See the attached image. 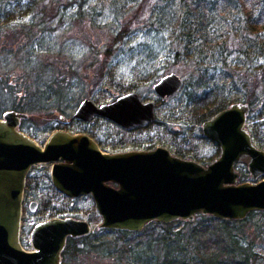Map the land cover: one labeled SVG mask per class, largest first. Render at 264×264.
<instances>
[{"label":"rangeland","instance_id":"rangeland-1","mask_svg":"<svg viewBox=\"0 0 264 264\" xmlns=\"http://www.w3.org/2000/svg\"><path fill=\"white\" fill-rule=\"evenodd\" d=\"M28 1L0 0V117L13 106L24 108L22 112L28 116L20 120L19 129L39 145L45 143L55 127L88 134L108 153L163 146L203 165L217 158L218 145L202 135V121L192 115L191 100L196 93L192 83L197 77L194 70L199 64L207 67L208 73L215 74L238 62L234 79L238 81V76L247 74L252 81L256 74L254 70L264 69V55H255L258 46L254 42L264 38V0H246L252 7V16L256 21L261 20L257 27L259 31L243 33L247 35L243 41L231 33L224 34L223 26L217 33L219 49L223 47L225 51L223 55L220 57V53L208 51L200 56L194 54L191 60L174 59L176 42L172 36L176 20L185 15L187 3L193 0ZM231 5L237 6L238 1L231 0ZM217 15L221 21V14ZM119 29L130 33L116 40ZM238 60L245 62V71ZM247 68L252 69L253 74ZM171 72L179 75L183 84L173 94L160 98L153 85ZM222 77L214 81L211 78V81L223 80L224 83L229 80ZM242 87L226 86L229 100L239 98L235 101H244ZM128 91L139 93L143 101L155 102L154 121L141 129L123 130L107 119L80 121L72 116L83 98H91L98 105ZM256 91L257 102L247 114L245 125L255 143L264 149V86H259ZM60 115L65 118L63 122L59 120ZM235 168L239 173L237 182L250 180L247 158L240 159ZM50 169L49 162L35 163L25 178L21 246L33 250L30 231L36 223L54 217H73L88 221L91 232L78 241L77 249L74 245L67 249L66 255L61 256V264H126L129 260L137 264L133 251L131 258L129 254L125 257L119 253L106 254L102 252L103 247L89 249L92 239L99 238L106 241L104 245L110 250L109 244L112 245L116 234L98 227L101 216L90 194L70 197L58 191L52 184ZM263 177L261 175L255 181ZM33 200L36 208L31 211L29 204ZM179 220L181 223L173 230L187 221ZM195 220H200L204 227L203 233H198V240L190 246L193 252L200 248L204 253L200 237L218 240L221 247L228 244L219 218L199 212L194 215ZM241 220L242 223L232 228L238 242L249 246L252 264H264V210H252ZM158 225L145 224L140 233L129 234L124 242H117L118 247L138 244V252L142 253L149 240L157 239L153 247L158 259H162L164 254L158 247L164 232ZM170 251L168 260L176 256V251Z\"/></svg>","mask_w":264,"mask_h":264},{"label":"water","instance_id":"water-1","mask_svg":"<svg viewBox=\"0 0 264 264\" xmlns=\"http://www.w3.org/2000/svg\"><path fill=\"white\" fill-rule=\"evenodd\" d=\"M174 72L153 85L167 97L181 88ZM155 102L128 91L95 104L83 98L73 117L90 121L101 116L132 129L155 119ZM248 103L233 102L202 122V135L219 147V155L203 165L163 146L149 150L103 152L85 133L54 130L43 145L19 129L27 113L8 109L0 117V264H61L68 237L91 232L84 219L54 217L36 223L30 231L33 250L20 243L25 178L31 165L52 162L50 177L63 194H90L101 216L98 227L139 231L152 222L192 221L197 213L220 220H241L252 210H264V149L246 127ZM61 122L65 120L60 115ZM247 158L249 181L237 182L235 165ZM113 184H116L115 187ZM36 201L29 209L34 211Z\"/></svg>","mask_w":264,"mask_h":264},{"label":"trees","instance_id":"trees-1","mask_svg":"<svg viewBox=\"0 0 264 264\" xmlns=\"http://www.w3.org/2000/svg\"><path fill=\"white\" fill-rule=\"evenodd\" d=\"M34 1L35 0H29L28 2L34 3ZM236 1H238L237 6H232L231 0H193L187 3L184 10L185 15L181 19L176 20V25H174L175 33L172 36V40L176 42L174 59L191 60L190 58H192L194 54L200 56L202 52L208 53V51H210L211 54L212 52H218L221 57L225 51L223 47L219 49V34L217 33L219 32V28L223 26L224 34L231 33L237 39L243 41L247 36L245 35L247 32L259 31L257 27L261 20L257 19L258 21H256L255 17L252 16L254 13L251 5H248L249 3H247L246 0ZM219 13L221 14V21L217 15ZM170 18H172L173 21V17L170 16ZM168 21L170 23L169 19ZM221 32H223V30H221ZM129 33L128 30L125 32L123 29H119L117 31L116 40L124 38ZM254 42L258 46L255 55H264V38L261 40H254ZM206 46L209 49H207ZM238 61L240 65L243 66L242 71H245V62L241 60ZM195 62H197V60ZM236 64H238V62L231 63L230 65H227V67L219 70V73L215 74L208 73L209 69L207 67L196 64L194 70L197 76L195 79L196 82L192 83V86L196 89L194 90L196 93L195 96H192L191 100L193 103L191 108L192 115L196 117V120L203 122L217 114L232 102H238L235 100H238L239 98L229 100L226 93L227 88L225 87L230 85H233L236 88L243 86L242 90L245 94L242 96L244 101L241 102L248 103L250 111L253 110L257 102L256 89L261 85L264 86V69L260 71L254 70L253 73L256 74L252 81L247 74L244 77L238 76V81H236L234 79V75L237 71ZM250 70L252 69L247 68V71L252 73ZM222 76L229 78V80L224 83H222L223 80L215 82L211 81V78H213L214 81L217 78H223ZM200 88L203 90L199 91L198 89ZM13 109L24 111V108L20 106H13ZM97 217L98 216H96V218ZM178 220L169 223L152 222L148 224H159L158 226H160L164 232L159 239L160 244L158 247L164 254L162 259H158V255L155 252L156 250L153 247V244L157 242V239L149 240L146 247L143 248L142 253L138 252L140 249L138 244H136V246H126L125 244H122L121 248L118 247L117 242H124L129 234H138L140 231L133 232L128 230L106 229L114 231L116 234L112 245L109 244L112 248L110 250L109 248L106 249V247L109 246L104 245L106 243L105 240L93 238L91 241L92 245H90L91 247H89V249L98 250L103 247L102 252H106V254L109 255H116V253H119L118 255L123 257L128 254L130 255V252L133 251V254L137 256V262H135L137 264H252L249 258L252 253L249 250V246L239 243L235 236V232L232 229L239 223H242V220H219V225L225 229L228 244L221 247L218 240L213 241L210 237H200V243H204V246H202L204 248V253H202V249L200 248H198L196 252H193L190 247L193 246V241L198 240V233H203L204 225L201 224L200 220L184 221L178 229L173 230V227L178 223H181V221ZM185 228L186 230H184ZM86 237V235L77 238L68 237L61 256L64 257L67 253V249L72 245L77 249L78 241ZM171 246H173V248H171ZM132 247L133 249H131ZM172 249L173 251H176V256H174V259L168 260L167 253L171 252L170 250ZM79 250H81V248H79ZM126 251L128 253H126ZM133 254L130 255L131 258H133ZM195 255H197V257H195ZM128 262L134 264V260H129ZM128 262L126 264H128Z\"/></svg>","mask_w":264,"mask_h":264},{"label":"flooded vegetation","instance_id":"flooded-vegetation-1","mask_svg":"<svg viewBox=\"0 0 264 264\" xmlns=\"http://www.w3.org/2000/svg\"><path fill=\"white\" fill-rule=\"evenodd\" d=\"M94 118H103V117H101V116H95ZM93 118V119H94ZM103 119H105V118H103ZM108 120V119H107ZM81 121V120H80ZM150 124V123H149ZM119 126V125H118ZM147 126V125H146ZM121 129H123V130H131V131H133V130H137V129H141L142 127H144V126H140V127H135V128H132V129H125V128H123V127H121V126H119ZM19 128H20V125H19ZM57 129H61V128H53V130H57ZM61 130H63V129H61ZM50 135V134H49ZM88 135V134H87ZM94 139V138H93ZM94 141L97 143V145H98V147L101 149V147H100V143L98 142V140H95L94 139ZM44 144V143H43ZM42 144V145H43ZM146 149V148H145ZM148 149H151V148H147L146 150H148ZM141 150V149H140ZM101 151H103L102 149H101ZM103 152H105V151H103ZM49 163H51L52 164V162H49ZM31 168V167H30ZM30 168L28 169V171H27V174H26V177H27V175H28V172H29V170H30ZM25 185H26V179H25ZM24 189H25V186H24ZM25 192V191H24ZM24 192H23V194H24ZM23 200V199H22Z\"/></svg>","mask_w":264,"mask_h":264},{"label":"bare ground","instance_id":"bare-ground-1","mask_svg":"<svg viewBox=\"0 0 264 264\" xmlns=\"http://www.w3.org/2000/svg\"><path fill=\"white\" fill-rule=\"evenodd\" d=\"M149 150V149H148Z\"/></svg>","mask_w":264,"mask_h":264}]
</instances>
